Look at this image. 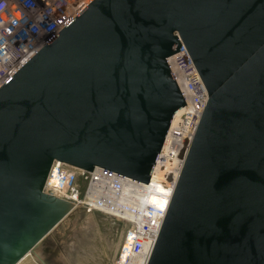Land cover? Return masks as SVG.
<instances>
[{"label": "water", "instance_id": "1", "mask_svg": "<svg viewBox=\"0 0 264 264\" xmlns=\"http://www.w3.org/2000/svg\"><path fill=\"white\" fill-rule=\"evenodd\" d=\"M181 42L208 97L146 264H264V0H90L0 85V264L74 203L54 160L148 182L185 104Z\"/></svg>", "mask_w": 264, "mask_h": 264}, {"label": "built area", "instance_id": "2", "mask_svg": "<svg viewBox=\"0 0 264 264\" xmlns=\"http://www.w3.org/2000/svg\"><path fill=\"white\" fill-rule=\"evenodd\" d=\"M89 1L0 0V85ZM167 63L185 104L171 119L148 182L101 166L85 170L54 160L43 187L46 192L70 200L74 207L102 210L122 220L126 228L120 239L118 257L121 258L120 245L128 236L129 252L144 253L143 264L157 237L208 97L182 42L178 51L167 56ZM157 168L163 174H155ZM102 204L114 208L116 213L102 209ZM118 262L129 264V257L121 261L118 258Z\"/></svg>", "mask_w": 264, "mask_h": 264}, {"label": "rangeland", "instance_id": "3", "mask_svg": "<svg viewBox=\"0 0 264 264\" xmlns=\"http://www.w3.org/2000/svg\"><path fill=\"white\" fill-rule=\"evenodd\" d=\"M125 228L108 212L73 207L33 247L31 258L37 264H120L118 247Z\"/></svg>", "mask_w": 264, "mask_h": 264}, {"label": "bare ground", "instance_id": "4", "mask_svg": "<svg viewBox=\"0 0 264 264\" xmlns=\"http://www.w3.org/2000/svg\"><path fill=\"white\" fill-rule=\"evenodd\" d=\"M160 170L157 168L155 170V174H163V172H159ZM61 181V179L59 180V182ZM159 198L161 199V197L159 196ZM102 209L109 211V212H115L116 210L112 207H109L105 204L100 205ZM124 243V244H123ZM130 240L128 239V236H125V241L122 242V244L120 245L121 248V258L119 257V260H123L125 257H129V264H143L144 260H145V254L142 253L140 254H131L128 250V246H129ZM124 246V247H123ZM32 249L30 251H28L23 257H21L15 264H26L27 261H29L31 264H37L35 263V260L31 258L32 256Z\"/></svg>", "mask_w": 264, "mask_h": 264}]
</instances>
